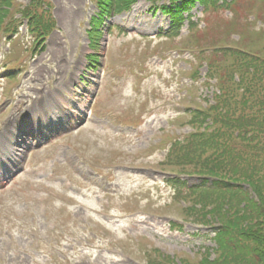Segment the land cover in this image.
Returning a JSON list of instances; mask_svg holds the SVG:
<instances>
[{
    "label": "rangeland",
    "instance_id": "obj_1",
    "mask_svg": "<svg viewBox=\"0 0 264 264\" xmlns=\"http://www.w3.org/2000/svg\"><path fill=\"white\" fill-rule=\"evenodd\" d=\"M52 1L57 28L47 41V48L29 62L30 75L23 78L19 90L9 89L12 94L0 80V129L13 123L18 112L27 114L30 121L24 126H29L33 111L53 98L67 107L65 101L74 94L72 85L79 80L78 74L88 85L84 89L82 84L78 86L75 107L71 106L75 120H81V124L75 131L57 133L47 141L43 137L33 146L36 155L29 156L32 173L22 170L0 185L5 190L0 197V264H143L142 250L149 246L171 254L186 251L181 255L193 256L210 242L194 234L197 228L193 225L181 231L169 227L167 220L174 212L169 207V213L164 210L171 200V188L163 183L160 171L154 169L159 153L150 154L147 149L174 115L167 99L178 101L185 93L183 83L188 80L189 65L182 57L178 58L176 52L164 59L153 55L154 44L141 36L167 29L168 12L140 0L128 12L105 16L96 49L107 66L100 76L101 68L96 73L85 70L86 57L92 52L87 30L98 11L96 2ZM243 3L246 9L249 4ZM197 9L194 12L200 13L202 8ZM222 15H208L212 32L201 34L206 39L203 44L216 38L217 25L225 20ZM107 50L109 63L105 61ZM94 98L88 116L89 101ZM127 119H144V123L133 130L126 126ZM28 140L30 144L35 142L33 137ZM20 149L19 159L29 154L26 144ZM83 157L92 163L84 162ZM93 163L97 174L91 175L86 167ZM128 164L144 169L129 171ZM53 169L58 175L50 177ZM68 178L73 180L70 189L65 187ZM108 194L109 206L104 203ZM49 195L52 197L46 201L47 214L41 218L37 206ZM134 209L147 213L130 217ZM103 212L109 215L104 216ZM79 215L89 217V222H80ZM49 220L56 221L59 227L52 230ZM102 230L106 233L97 235ZM6 232L14 235L10 250L4 249ZM32 232L41 240L39 248L32 243ZM114 247L125 251L128 257L112 254L110 249Z\"/></svg>",
    "mask_w": 264,
    "mask_h": 264
},
{
    "label": "trees",
    "instance_id": "obj_2",
    "mask_svg": "<svg viewBox=\"0 0 264 264\" xmlns=\"http://www.w3.org/2000/svg\"><path fill=\"white\" fill-rule=\"evenodd\" d=\"M171 1L175 4L172 13L175 25L183 19L181 11L192 6L196 0ZM200 1L209 6L218 0ZM178 2L181 4H177ZM237 60L249 68L253 67V60L258 59L238 54ZM262 77L264 80V71ZM235 108L230 107V116L226 117L219 113V108L215 114L209 113L214 116L216 130L210 136L202 135L200 144L219 151L229 162L236 159V168L231 169V172H252V187L258 198L252 199L249 192L240 193L236 186H230L226 182L218 183V187L232 204L228 211L231 216L223 217L217 229L219 257L215 260L205 259L206 264H264V126L251 124L250 113L241 120L243 113ZM239 124L241 125L237 126Z\"/></svg>",
    "mask_w": 264,
    "mask_h": 264
}]
</instances>
